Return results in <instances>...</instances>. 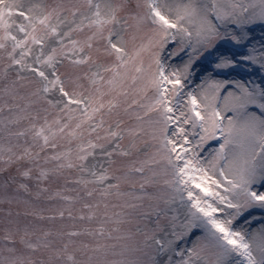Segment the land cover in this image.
I'll use <instances>...</instances> for the list:
<instances>
[{
	"label": "snow or ice",
	"instance_id": "snow-or-ice-1",
	"mask_svg": "<svg viewBox=\"0 0 264 264\" xmlns=\"http://www.w3.org/2000/svg\"><path fill=\"white\" fill-rule=\"evenodd\" d=\"M0 264H264V0H0Z\"/></svg>",
	"mask_w": 264,
	"mask_h": 264
}]
</instances>
